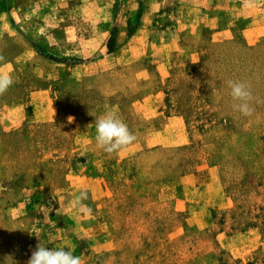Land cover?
Listing matches in <instances>:
<instances>
[{
  "label": "rangeland",
  "instance_id": "374dc122",
  "mask_svg": "<svg viewBox=\"0 0 264 264\" xmlns=\"http://www.w3.org/2000/svg\"><path fill=\"white\" fill-rule=\"evenodd\" d=\"M7 73L0 264L39 244L82 264H264V0H0ZM106 110L136 135L122 151L96 146Z\"/></svg>",
  "mask_w": 264,
  "mask_h": 264
},
{
  "label": "clouds",
  "instance_id": "9594fccd",
  "mask_svg": "<svg viewBox=\"0 0 264 264\" xmlns=\"http://www.w3.org/2000/svg\"><path fill=\"white\" fill-rule=\"evenodd\" d=\"M14 83L12 74H0V94ZM230 95L235 101L234 108L244 116L252 114L250 101L252 93L249 87L240 81H228ZM95 143L106 153H115L126 149L136 140V135L114 110H106L95 122ZM89 198L86 189H82L73 200V208L85 215L92 214V208L84 203ZM67 249V250H66ZM27 264H82L81 256H77L70 248H49L39 244L32 252Z\"/></svg>",
  "mask_w": 264,
  "mask_h": 264
}]
</instances>
